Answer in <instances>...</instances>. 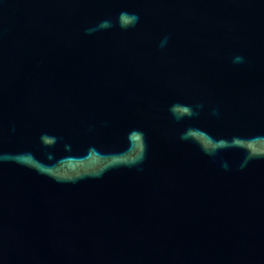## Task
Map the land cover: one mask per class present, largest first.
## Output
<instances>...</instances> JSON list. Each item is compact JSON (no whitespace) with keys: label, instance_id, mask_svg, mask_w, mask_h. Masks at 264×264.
<instances>
[{"label":"water","instance_id":"water-1","mask_svg":"<svg viewBox=\"0 0 264 264\" xmlns=\"http://www.w3.org/2000/svg\"><path fill=\"white\" fill-rule=\"evenodd\" d=\"M0 264H264V0H0Z\"/></svg>","mask_w":264,"mask_h":264}]
</instances>
